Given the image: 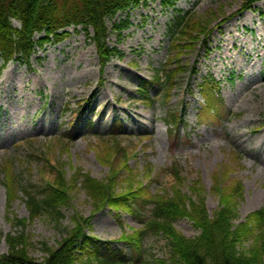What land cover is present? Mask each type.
I'll return each instance as SVG.
<instances>
[{"label":"rangeland","instance_id":"374dc122","mask_svg":"<svg viewBox=\"0 0 264 264\" xmlns=\"http://www.w3.org/2000/svg\"><path fill=\"white\" fill-rule=\"evenodd\" d=\"M175 1V7L151 0L133 8L131 27L121 37L109 35L121 55L103 71L95 45L73 26L68 28L72 34L39 48L28 64L10 61L1 71V253L10 249L7 234H18L30 256L44 259L47 248H57L82 217L90 218L84 229L101 249L110 244L127 256H140L124 236L144 224L119 207L95 211L78 183L79 171L105 181L112 169L119 193L130 187L143 192L145 200L133 202L143 216L154 206L151 197L170 195L175 185L184 191L196 185L192 189L204 192L211 213L221 206L219 181L225 195L238 187L237 198L232 193L236 223L264 205V0L242 14L247 0ZM178 9L190 11L194 23L211 31L208 50L198 40L186 42L190 36L181 43L187 49L170 50ZM165 63L169 70L184 65L171 92L152 79ZM193 66L198 73L192 77ZM211 76L219 82L217 111L205 103L202 91L203 79ZM144 89L151 97H143ZM173 115L178 121L184 115V122L171 132L167 120ZM175 163L183 171L182 182L172 174ZM59 169L70 195V203L62 207L64 216L29 217L24 187L41 191L56 181ZM10 174L16 178L12 185ZM176 227L187 236L199 233L187 217ZM252 243L248 239L244 246ZM141 250L137 264L167 257L170 248L166 237L151 234Z\"/></svg>","mask_w":264,"mask_h":264},{"label":"trees","instance_id":"16d2710c","mask_svg":"<svg viewBox=\"0 0 264 264\" xmlns=\"http://www.w3.org/2000/svg\"><path fill=\"white\" fill-rule=\"evenodd\" d=\"M150 0H0V73L11 60L29 63L32 55L39 47L50 41H60L69 35V31L62 30L69 26L76 29L81 26L88 35L89 40L96 46L101 70L118 55V45L112 46L108 38L112 32L121 37L126 29L131 27V9L147 4ZM260 0H247L244 9L251 8L252 4ZM164 3L175 5V0H163ZM174 17V27L170 28L173 37L170 41V50L187 49L182 42H206L210 32L206 27L194 23L195 16L191 12L182 13L178 10ZM120 13H127L125 17H118ZM16 18L19 25L10 19ZM109 22L112 27H109ZM78 30V29H77ZM192 30L196 35L192 36ZM79 31V30H78ZM174 31H176L174 33ZM44 32V35L38 33ZM203 35V36H201ZM189 48L194 45L188 44ZM176 61V59H175ZM171 64V63H170ZM153 80L170 87V92L178 83L179 75L184 72V65L175 67L156 68ZM194 71V72H193ZM195 73V67L192 70ZM202 86L205 103L217 111L215 88L217 82L214 76L205 79ZM207 84V86H206ZM144 96L147 90H142ZM148 96V95H146ZM177 115L167 120L175 125ZM173 131V127L170 128ZM176 162V161H175ZM79 181L90 196L95 211L100 206L109 205L119 207L138 216L144 227L139 231L124 236L126 243L133 249L139 250L142 255L143 241L148 235L157 234L166 237L170 248L169 255L164 258L153 257L151 261L145 260L143 264H264V205L250 213L244 221L235 222L239 216L235 212L236 204L232 193L241 192L233 187L231 195H225V186L219 181L216 186L221 196V206L211 213L206 204L203 191L196 192L191 186L189 191L181 190V185L172 186V193L163 194L154 199V206L149 215L143 216L142 211L133 205V202L145 200L142 191L137 192L132 187L117 191V179L111 169L107 180H99L90 173L79 171ZM172 174L177 182L185 180L179 164L173 165ZM9 183H15L13 174L9 175ZM219 180V177H218ZM200 184V183H198ZM68 180L64 171L58 170L56 181L49 182L41 191H33L31 185L24 187L26 202L30 209L29 217H36L43 213L61 219L64 216L62 207L70 203L68 194ZM237 191V193L235 192ZM148 217V218H147ZM189 218L199 233L192 237L181 233L176 222L180 218ZM90 218L77 217L76 228L65 236L60 245L47 248V256L37 259L30 256L23 246L22 239L17 235L7 234L10 249L0 252V264H137L140 256H127L123 250H116L110 244L101 249L99 241L88 234L84 226ZM19 222H24L20 220ZM88 227V226H87ZM86 227V228H87ZM1 235V230H0ZM253 239L250 247L244 246V241ZM21 242V243H19ZM21 246V247H20ZM77 250L79 252L77 253ZM134 260V261H132Z\"/></svg>","mask_w":264,"mask_h":264},{"label":"clouds","instance_id":"9594fccd","mask_svg":"<svg viewBox=\"0 0 264 264\" xmlns=\"http://www.w3.org/2000/svg\"><path fill=\"white\" fill-rule=\"evenodd\" d=\"M14 23L17 22L15 17L10 18Z\"/></svg>","mask_w":264,"mask_h":264}]
</instances>
